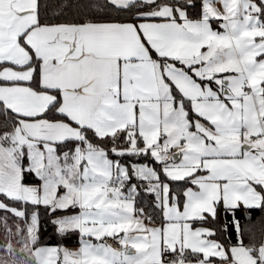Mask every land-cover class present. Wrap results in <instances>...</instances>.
Instances as JSON below:
<instances>
[{
    "label": "snow or ice",
    "instance_id": "obj_1",
    "mask_svg": "<svg viewBox=\"0 0 264 264\" xmlns=\"http://www.w3.org/2000/svg\"><path fill=\"white\" fill-rule=\"evenodd\" d=\"M0 264H264V0H0Z\"/></svg>",
    "mask_w": 264,
    "mask_h": 264
},
{
    "label": "trees",
    "instance_id": "obj_2",
    "mask_svg": "<svg viewBox=\"0 0 264 264\" xmlns=\"http://www.w3.org/2000/svg\"><path fill=\"white\" fill-rule=\"evenodd\" d=\"M69 246H71V245H69Z\"/></svg>",
    "mask_w": 264,
    "mask_h": 264
}]
</instances>
